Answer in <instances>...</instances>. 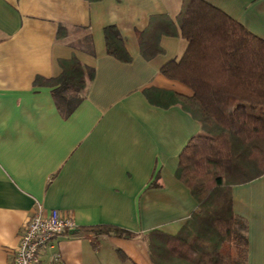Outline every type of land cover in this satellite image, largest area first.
I'll use <instances>...</instances> for the list:
<instances>
[{
	"label": "crops",
	"instance_id": "crops-1",
	"mask_svg": "<svg viewBox=\"0 0 264 264\" xmlns=\"http://www.w3.org/2000/svg\"><path fill=\"white\" fill-rule=\"evenodd\" d=\"M264 40V0H204ZM182 0H0V264H12L36 205L56 209L75 227L54 239L38 264H153L145 234H175L196 207L175 176L178 156L200 124L178 104L160 107L146 89L191 90L160 72L186 41L161 35L162 52L145 59L137 33L167 15L176 28ZM153 18V17H152ZM113 25L131 57L105 50ZM66 29L57 38V29ZM75 55L94 69L85 96L67 116L36 76L59 73ZM244 223L243 264H264V174L231 188ZM110 226L131 238L89 229Z\"/></svg>",
	"mask_w": 264,
	"mask_h": 264
},
{
	"label": "trees",
	"instance_id": "trees-1",
	"mask_svg": "<svg viewBox=\"0 0 264 264\" xmlns=\"http://www.w3.org/2000/svg\"><path fill=\"white\" fill-rule=\"evenodd\" d=\"M152 17L156 25L137 33L141 55L150 59L161 53V35H180L187 43L184 53L160 72L188 87L192 96L160 89H146L144 95L163 108L178 104L206 135L188 139L175 170L196 207L175 234H145L149 258L153 264H243L247 239L232 209L231 188L264 174V40L204 0H182L178 28L165 14ZM65 33L59 26L57 38ZM103 37L107 54L131 60L115 26H105ZM58 65L57 75L36 76L33 85L49 87L57 109L67 116L83 100L94 69L75 55ZM89 229L134 236L117 227Z\"/></svg>",
	"mask_w": 264,
	"mask_h": 264
},
{
	"label": "built area",
	"instance_id": "built-area-1",
	"mask_svg": "<svg viewBox=\"0 0 264 264\" xmlns=\"http://www.w3.org/2000/svg\"><path fill=\"white\" fill-rule=\"evenodd\" d=\"M74 227L75 222L70 217L61 215L56 209L44 212L37 204L20 233L12 264H38L40 253L54 239Z\"/></svg>",
	"mask_w": 264,
	"mask_h": 264
},
{
	"label": "rangeland",
	"instance_id": "rangeland-1",
	"mask_svg": "<svg viewBox=\"0 0 264 264\" xmlns=\"http://www.w3.org/2000/svg\"><path fill=\"white\" fill-rule=\"evenodd\" d=\"M199 135H206L205 131L200 130V132L198 133Z\"/></svg>",
	"mask_w": 264,
	"mask_h": 264
}]
</instances>
